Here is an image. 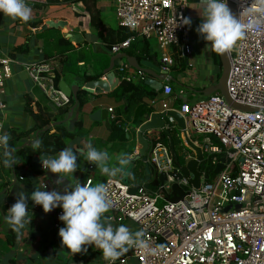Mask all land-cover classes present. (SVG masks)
Returning <instances> with one entry per match:
<instances>
[{"label":"built area","instance_id":"2783aa9c","mask_svg":"<svg viewBox=\"0 0 264 264\" xmlns=\"http://www.w3.org/2000/svg\"><path fill=\"white\" fill-rule=\"evenodd\" d=\"M32 0H0V11L8 15L25 13ZM235 3L239 23L228 44L230 72L228 91L232 100L260 111H243L230 105L220 93H213L180 109L162 101L161 111L177 110L185 120L183 153L196 158L186 139L202 149L213 164L228 157L224 168L212 181L201 172L200 187L192 184V176L175 178L171 147L160 141L159 130L147 133L149 162L152 173L165 172L166 181L155 192L139 185L135 193L121 179H109L95 204L98 215L108 222L131 220L137 225L138 237L126 238L122 246L130 250L138 264H264V0H218L213 2L219 15L231 18L229 2ZM188 0H115L118 25L146 39L155 38L163 52V62L171 63L168 52L178 48L189 50L190 27L187 21ZM132 36L114 44L113 54L130 47ZM19 61L0 57V156L4 151L5 124L2 119L7 104L6 84ZM25 69L32 82L48 97L55 108L71 104V97L56 85L51 62H27ZM120 72L126 67L120 66ZM170 70L169 67H164ZM123 78L131 81L125 74ZM163 94H173L170 84ZM152 107L157 106L155 100ZM112 118L114 110L109 108ZM177 123L170 117L166 127ZM179 128V127H178ZM162 131V129H161ZM194 134H203V141ZM213 137L218 140L214 143ZM225 153L221 158L213 154ZM43 161V169L48 167ZM93 168V166H90ZM93 178L77 185V193H89ZM178 184L184 196L172 199V187ZM240 205L238 208L237 206ZM229 209L226 210V208ZM86 220L84 216H80ZM65 213L59 211L55 227L61 229ZM111 229V225L107 227ZM104 264H128V256L115 253Z\"/></svg>","mask_w":264,"mask_h":264},{"label":"crops","instance_id":"0c3cea01","mask_svg":"<svg viewBox=\"0 0 264 264\" xmlns=\"http://www.w3.org/2000/svg\"><path fill=\"white\" fill-rule=\"evenodd\" d=\"M188 1L187 21L190 27L188 52L181 53L178 48H171L168 52L171 63L163 64L164 51L156 39H146L141 36L138 38H144L150 46L151 53L156 56L141 57L139 50L130 47L122 51L135 57L139 63L147 60L161 65L162 68L169 67V74L177 79V82L164 81V85L170 84L173 87V94L169 96L163 94V88L157 91L147 84L149 91L151 89L157 93L154 97L144 98L148 107H152L151 101L157 102L152 113L161 111L162 101L169 103L173 108L180 109L183 103H191L207 97L202 91L215 84L222 74L218 44L230 19L218 14L217 7L213 3L218 0ZM109 3L112 8L114 0H97V6L103 11L101 13L103 22L110 28L118 30L120 26L115 9L114 11L108 9ZM73 9L81 14V17L62 18L61 14H53L44 22L49 19L67 20L68 28H61L62 33L81 35L80 42H72L78 52H81L83 48L93 49L97 53L105 52V44L89 27L90 19L85 5L79 2L73 5ZM15 16L21 17L23 14L8 15L0 11V57H13L12 54L16 53V47L27 43L28 37H32V34L39 33L40 28L33 29L25 25H16ZM80 22H82L81 25ZM31 42L34 41L31 39ZM113 55L115 54L112 53ZM13 58L19 63L15 64L13 76L6 88L7 107L2 114L5 135L10 128L28 130L34 126V120L25 110L27 100L35 113L46 114L47 110H55L47 95L32 82L24 66L27 62L43 60L41 48L34 42L28 52L16 53ZM79 66L82 69L80 75L68 73L63 75L61 81L71 84L74 80L85 76L86 73L99 76L98 78L102 75L101 80L106 78L104 71L97 72L92 63L79 62ZM121 66L126 67V72L120 74V66H116L117 78L127 74L131 77V81L138 83L141 78L145 82L150 77L130 66L126 59ZM118 86L119 84L102 93L86 91L85 101L81 107L78 103L71 119L55 126L53 124L57 121H51L48 125H51V128L48 130L55 132L56 127L61 125H65L69 130H77L75 122L81 119V133L78 132L75 137L68 140L66 146L55 154L44 157L32 155L31 163H27L22 169H17L18 173L27 175L32 185L36 187V192L31 197H29L23 180L18 179L16 168L24 162L19 150L27 146L32 148L31 145L37 144L41 131L31 133L22 143H19V146L12 152L9 163L0 161V209L3 212L0 222V264H104L117 252H124L128 256V264H138L130 250L122 246L126 238L138 237L137 225L131 220L111 224L106 215H94L100 191L109 179L117 178L123 181L124 175L126 176L129 171L130 184L149 187V180L144 175L145 163L142 160H137L130 170L128 169L130 163H124L125 160L138 154L141 148L138 141L140 127L133 124L138 107L136 105L127 106L124 94L116 92ZM196 94L201 95L197 98ZM109 108L114 110L115 115L118 112L122 113L121 118L128 132V140L122 144L110 141V121L113 116ZM100 110L108 111L109 127L105 121L93 117V113ZM152 113H149L147 121ZM170 131L171 134L176 133L183 141L181 129L175 123L170 124ZM162 133L165 132L159 130L160 136ZM147 134L146 132L145 138ZM29 141L30 143L24 145ZM187 150L192 152V149ZM146 154L149 159V149ZM44 159L49 160L46 169L42 168ZM175 162L174 158V165ZM152 175H154V170ZM89 177L93 178L90 192L76 194L77 185L84 183ZM3 206H8L9 209L6 211ZM59 211H63L66 216L61 229L55 227ZM83 213L87 214L85 221L80 218ZM109 225H111L110 230L107 228ZM13 235L16 236L14 243L9 241Z\"/></svg>","mask_w":264,"mask_h":264},{"label":"trees","instance_id":"16d2710c","mask_svg":"<svg viewBox=\"0 0 264 264\" xmlns=\"http://www.w3.org/2000/svg\"><path fill=\"white\" fill-rule=\"evenodd\" d=\"M62 1L68 3L67 8L70 10L66 15H62V18L66 16L76 19L81 17V14L73 9V5L82 2L86 11L89 15V27L96 34L99 40L105 44V52L97 53L93 49H84L78 52L71 41L62 33L61 28H48L43 32L34 33L32 37H28V42L15 48V52L25 53L28 52L30 47L34 44L40 47L42 50L43 60L51 62L54 69V80L57 86L60 87V82L63 75L72 74L80 75L81 67L79 62H84V64L92 63L94 69L97 72H102L108 68L110 60L112 57L111 48L114 44L126 40L132 36L135 40L131 42L130 48L134 50H139L141 57H146L148 55H153L150 51V46L144 38H138L134 32L128 30L124 27H119L118 30L110 28L107 26L101 17L102 9L97 6V0H32L29 2V7L23 16L14 17L16 25H25L33 29H39L42 27L44 20L51 17L53 14H49L53 7L60 5ZM82 22L79 24L81 25ZM32 41L34 42H31ZM130 49L128 50V52ZM16 53L12 54L13 57ZM156 56V55H153ZM120 72V71H119ZM121 74V72H120ZM119 74V75H120ZM124 76H126L124 74ZM123 76V77H124ZM120 77V83L116 89L117 93L124 94L127 106L131 107L136 105L138 107L136 114L134 115L135 121L133 124L136 127H140L149 118V113H152L153 108L148 107L144 102V98L147 96L154 97L157 94L154 90L149 91V86L141 78L140 82L136 83L130 80H126ZM84 95H86V90H81L78 94L79 107L82 106L85 101ZM74 104V98L71 97V104L63 108H53L55 110H47L48 112L35 113L29 105V101H26L25 110L28 111L34 120V126L28 130H22L19 128H10L7 135H5L4 140V151L0 156V161L3 163L11 161L12 152L22 143L24 139L31 133L41 131L40 138L37 144L21 148L19 152L24 158V162L17 166L16 170L22 169L27 163H31L32 155H38L44 157L45 155L55 154L59 150L66 146V143L71 138L75 137L78 132L81 133L82 122L81 119L75 122L77 130H69L65 125L57 126L55 132L51 130H44L51 121L64 120L68 116L70 107ZM127 111V110H126ZM128 112V111H127ZM126 113V112H125ZM120 112L116 113V117L110 121L111 124V136L110 141L113 143L122 144V142L128 140V132L125 129V122L121 118ZM77 131V132H76ZM174 145L177 143V139L180 137L178 135L172 134ZM160 141H163L169 145V137L166 133H162L160 136ZM181 142V140H180ZM176 150V149H175ZM177 152V151H176ZM178 153V152H177ZM225 153L213 154L221 158ZM180 157V163H185V157L183 153H178ZM212 157V156H211ZM211 157L208 158L207 154L204 155L203 161L199 165V171L205 172L207 174V181H212L217 173L215 172V164L212 163ZM177 167H180L177 161L175 162ZM18 179L23 180L25 183L29 197L35 194L36 187L32 185V182L27 178L28 176L22 173H18ZM136 178L135 176H133ZM159 180L157 175L154 173L152 178L148 182V186H145L150 192H155L159 187ZM7 211L9 207L3 206ZM10 242L14 243L16 241V236H11ZM124 255V252H121Z\"/></svg>","mask_w":264,"mask_h":264},{"label":"water","instance_id":"95a60500","mask_svg":"<svg viewBox=\"0 0 264 264\" xmlns=\"http://www.w3.org/2000/svg\"><path fill=\"white\" fill-rule=\"evenodd\" d=\"M229 11H230V23L227 26V28L223 31L220 39H219V55L221 59V64H222V74L220 79L213 85L209 86L202 92L206 95L209 96L213 93L220 92L226 99V101L232 105L233 107L243 110V111H260L259 108L256 107H251L247 105H241L236 102H234L229 95L228 91V77H229V72H230V57L228 53V44L231 39V37L234 35L235 31L237 30L238 23H239V14L237 7L234 2L230 1L229 2ZM69 25V22L64 19H59V20H53L49 19L44 22L42 27L39 29L38 32H43L48 28H64L67 29ZM67 38L71 42L78 43L81 40V35L76 34L73 35L71 33H68ZM124 59L127 60V63L132 66L134 69H136L138 72L142 74H147L150 77L145 81L146 84H150L151 87L154 90L160 91L162 90L164 86V81H173L177 82V79L169 74V71L162 68L161 65H156L153 64L152 62H149L147 60H143L139 63V61L133 57L129 56L126 52H122L120 54H115L111 57L110 60V65L108 66L107 69L104 70V74L106 76L105 79L101 80L102 77L98 78L99 76H92L90 73H86L85 76H82L76 80H74L71 84H67L65 81L60 82V88L69 96L74 98V104L70 107V110L68 112V116L65 120L63 121H57L53 125H59L62 122H67L69 119L72 118L75 109L78 107V94L81 90H86L87 92L90 93H102L103 91H109L110 88L113 89L115 88L119 83H120V78H117V73L115 71L116 66H121L124 64ZM163 62V61H162ZM161 62V63H162ZM164 64V62H163ZM108 111L107 110H100L95 113H93V117L98 119V120H103L105 121L106 125L109 127V121H108ZM172 117L175 122L177 123V126L184 130L185 129V120L183 116L177 111V110H165V111H157L153 112L150 116V119L143 123L138 131V141L141 145V148L133 158H129L128 160H125L124 163H130L129 170L133 167L134 163L137 160H142L145 163V170H144V175L147 180H150L152 178V168L151 164L148 160V156L146 152L149 149V140L145 138V133L150 131V130H163L169 137V142L170 146L172 148L174 158L179 163L180 165V171L178 169H175L172 172V175L175 178H181L183 175H188L192 176V184L194 187L199 188L200 187V177H201V172L199 171V165L204 159V155L202 152V149L194 144L189 138L186 139L187 144L189 147L196 152L197 157L196 158H190L187 160L185 158V163L181 164L180 163V157L178 153L175 150V145H174V140L171 134V131L166 127V125L169 123V118ZM51 125L47 127L46 130L50 129ZM38 134V133H37ZM38 137V135H37ZM33 142V141H32ZM29 142H26L27 145ZM229 162L228 157H222L220 159V162H218L215 166V172L219 173L225 166V164ZM16 161L14 162L13 165H15ZM166 173L162 172L158 175V180L160 185H163L164 182L166 181ZM123 182L126 184H130V179H129V171H127L126 176L124 175ZM139 188V185H133L130 189L131 193H135ZM172 193L173 197L172 199H176L179 196H184L185 192L183 189L178 185L174 184L172 187ZM238 208L240 205L237 206ZM230 206L227 209H229ZM97 216V214H94ZM82 216H87V214H82ZM3 217V212L0 209V222Z\"/></svg>","mask_w":264,"mask_h":264},{"label":"rangeland","instance_id":"374dc122","mask_svg":"<svg viewBox=\"0 0 264 264\" xmlns=\"http://www.w3.org/2000/svg\"><path fill=\"white\" fill-rule=\"evenodd\" d=\"M114 2H115V0H114ZM111 3H109L108 4V9H110V10H113L114 11V9H115V5L113 4V6H112V8H111ZM67 6H68V3L67 2H65V1H62L61 3H60V5H58V6H56V7H53L51 10H50V15L51 14H61V15H66L70 10L67 8ZM104 10V9H103ZM103 12V11H102ZM104 15V14H103ZM8 82H9V80H8ZM8 82H7V84H8ZM7 84H6V88H7ZM199 95H201V94H196V97L197 98H199ZM199 99H197V100H195V101H198ZM193 137L195 138V139H198V140H200V141H203V137H204V135L203 134H194L193 135ZM213 141H214V143H216V144H218L219 142H218V140H216L214 137H213ZM175 149H176V151L178 152V153H183V151H184V149H185V147H184V145H183V141H181L180 142V139L178 140L177 139V143L175 144Z\"/></svg>","mask_w":264,"mask_h":264},{"label":"clouds","instance_id":"9594fccd","mask_svg":"<svg viewBox=\"0 0 264 264\" xmlns=\"http://www.w3.org/2000/svg\"><path fill=\"white\" fill-rule=\"evenodd\" d=\"M165 63V62H164ZM169 71V70H168ZM71 97V96H70ZM153 108V107H152ZM154 110V109H153ZM149 149H150V146H149ZM149 160V159H148Z\"/></svg>","mask_w":264,"mask_h":264}]
</instances>
